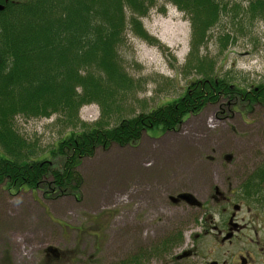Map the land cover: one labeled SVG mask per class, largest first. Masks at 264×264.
<instances>
[{
  "label": "rangeland",
  "instance_id": "1",
  "mask_svg": "<svg viewBox=\"0 0 264 264\" xmlns=\"http://www.w3.org/2000/svg\"><path fill=\"white\" fill-rule=\"evenodd\" d=\"M223 1L226 11L199 35L169 1L157 0L133 21L125 9L112 54L127 84L113 97L118 113L102 116L100 106L90 103L79 110V120L112 127L118 119L178 100L192 83L210 77L240 89L264 86V22L248 13L251 0ZM94 74L106 77L101 70ZM250 111L223 101L187 118L176 132L153 129L136 147L98 150L81 163L78 199L46 200L27 188L8 194L0 186V264H69L71 259L72 264H116L136 246L169 235L196 253L200 218L215 210L214 187L222 183V196L230 187L221 164L233 163L223 166L228 169L264 164V109ZM15 126L48 159L64 136L80 130L58 116L17 118ZM232 185L233 190L239 182Z\"/></svg>",
  "mask_w": 264,
  "mask_h": 264
},
{
  "label": "trees",
  "instance_id": "2",
  "mask_svg": "<svg viewBox=\"0 0 264 264\" xmlns=\"http://www.w3.org/2000/svg\"><path fill=\"white\" fill-rule=\"evenodd\" d=\"M156 1L0 0V186L5 192L27 188L46 200L78 199L84 185L81 163L98 150L136 147L153 129L176 132L187 118L223 101L232 108L242 106L245 113L264 109V86L240 89L210 77L192 83L178 100L118 119L112 127L100 120L91 126L82 123L79 110L90 103L100 106L102 116L118 113L113 97L127 84L112 64V54L125 26V9L133 21ZM164 1L188 16L198 35L228 8L223 0ZM248 13L264 22V0H251ZM98 70L106 77L95 76ZM52 116L80 130L64 136L48 159L17 131L15 122ZM57 159H62L60 166Z\"/></svg>",
  "mask_w": 264,
  "mask_h": 264
},
{
  "label": "flooded vegetation",
  "instance_id": "3",
  "mask_svg": "<svg viewBox=\"0 0 264 264\" xmlns=\"http://www.w3.org/2000/svg\"><path fill=\"white\" fill-rule=\"evenodd\" d=\"M223 166L233 163L221 164L220 169L230 187L226 196H222V183L214 187L215 210H205L200 218L196 253L169 235L158 243L136 246L116 264H264V164ZM217 177L221 180L218 173ZM235 181L239 187L232 190ZM67 262L72 264L73 259Z\"/></svg>",
  "mask_w": 264,
  "mask_h": 264
},
{
  "label": "water",
  "instance_id": "4",
  "mask_svg": "<svg viewBox=\"0 0 264 264\" xmlns=\"http://www.w3.org/2000/svg\"><path fill=\"white\" fill-rule=\"evenodd\" d=\"M181 199L185 200V201H189L190 197L186 196V195H181Z\"/></svg>",
  "mask_w": 264,
  "mask_h": 264
}]
</instances>
